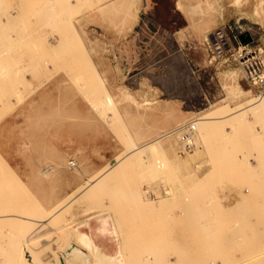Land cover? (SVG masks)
<instances>
[{"label": "rangeland", "instance_id": "rangeland-1", "mask_svg": "<svg viewBox=\"0 0 264 264\" xmlns=\"http://www.w3.org/2000/svg\"><path fill=\"white\" fill-rule=\"evenodd\" d=\"M242 47L264 66V0H0V264L16 237L27 233L23 244L49 230L16 215L48 218L130 139L139 145L203 109L223 106L214 115L224 116L264 96L246 79ZM259 113L208 121L189 153L172 136L158 153L133 155L95 197L71 205L68 223L77 230L93 214L112 218L121 242L105 264H264ZM66 242L57 262L83 264Z\"/></svg>", "mask_w": 264, "mask_h": 264}, {"label": "bare ground", "instance_id": "bare-ground-1", "mask_svg": "<svg viewBox=\"0 0 264 264\" xmlns=\"http://www.w3.org/2000/svg\"><path fill=\"white\" fill-rule=\"evenodd\" d=\"M97 1H102V0H97ZM110 1L114 2L115 0H110ZM237 1L238 0H236V2ZM177 4L179 7L181 6V4L179 2ZM194 4H192V2H191V5H194ZM201 17H202V15H201ZM195 18H197V17H195ZM197 19L199 20V18H197ZM190 22H191V20H190ZM238 87H237V89H234L231 92L232 94L235 95V97H238L239 94L242 93V91ZM125 99H126V97H125ZM105 100L106 101H104V103L109 104V106H111L112 102L114 101L112 97H107ZM119 101H120V99H119ZM146 101H147V99H146ZM222 107L223 106H221L219 108H215V109L206 108V109L199 111L198 112L199 116L197 118H195L194 120H190V121L195 122L196 130H195L194 135L198 136L199 139H202L203 135L205 134V132L210 127L208 125V121H210L212 119H218V120H222V119L229 120L230 119L229 121L226 122V124L232 125V124H235L239 121H242L244 118H246L245 113L248 110L251 111L252 115L256 114V113L258 114L259 112L264 113V96H261L259 99L258 98H251L247 101L246 105L243 106L242 104H240L238 107L233 108V111L231 108L230 109L231 111L229 113L226 112V114L224 113V116L223 115L219 116V117L215 116L214 114L218 113V111H220L219 114H221V111H223L221 109H224ZM94 108H95V106H94ZM191 113H193V112H191ZM259 114H261V113H259ZM253 116H255V115H253ZM186 122H188V121H186ZM186 122H182V123H186ZM182 123H179L178 125H180ZM171 130L172 129L156 133L154 135V137L144 141L143 143H141L139 145L136 144L133 139L132 140L130 139V142H129L130 144L128 143V146L126 147V152L122 156L118 157L117 160L112 164V166H110L107 170L100 172V173L92 176L90 179H88L86 185L82 186L78 190L79 192L76 196L78 198L74 197V198H71V200H69L67 203H65V204L63 203V206H60V208L55 210L53 213L50 212V214H47V215H49L48 218H45V219L41 218V219L37 220V218L33 219L34 217H31V216L28 217V216H23V215H16L20 221L24 220V222H25V223L23 222L24 224H26L25 220H27V223L30 220L31 222H29V223L32 224V227H33L32 230L34 229V224L38 230L42 231L46 228H48L49 230H48V232L43 233V236H41L40 238L39 237H37V238L32 237L34 235L28 236V239H26L25 243L18 244V243H20L21 240H22V242H24L23 237H26V234H27V233H23V232H25V230L22 231L21 233H23V235H22L23 237L18 236V238L17 237L15 238L18 240L15 241V243L13 244L14 247H13V250L11 249L12 251L10 250V248H11V246H13V245H11V243H13L14 241L12 240V242H11V239H9V241L11 243L8 241L7 245L9 246V243H10V246L8 247L6 245L9 248L8 249L9 251L8 252L6 251L4 254L3 263L4 264H58L57 255L55 254L56 248L65 247V242H66L67 236L68 235L70 236V234L72 237L78 238V241L80 243H82L83 245H85V249L88 251L90 257L92 258V263H90V264H105L106 261H109L111 259L118 257L119 245H117V251L115 252L116 255H114V254H109V253H105L104 251H102L100 245L94 241L96 236H99V235H106V236H108V238L110 237V238H113V240H114V237L111 234V232H112L111 221H110L109 217L108 216L106 217L103 215L91 216L90 218H88L87 226L80 224V225H78L77 230H75L76 227L73 226L74 223H71V224L68 223V219L70 217H72L74 215V212H75L74 207H71V205H73L75 202H77L79 200V198H81V197H84V198H85V196H88L89 198L95 197L96 193H98L102 187L100 184L101 181L111 171L116 170V169L121 170V169L125 168L127 166V164L129 163V161L132 159L133 155H135L141 151H143L145 153H148V152L158 153L159 146H163L164 143L169 141L170 137H172V136L176 138V136L171 133ZM177 143H178V141H177ZM194 149H195V147H194ZM187 153H189V152H187ZM184 154H186V153H184ZM193 160H194V155H191L190 158L187 160V163H189ZM156 162H157V160H156ZM158 163H159V165H156L157 168H163L164 167V163H162V162H158ZM41 171H43V170H41ZM83 201L81 200L78 202H79V204H82ZM202 204H203L202 206L204 207V203H202ZM55 207H54V209H55ZM205 211L206 210H204V212ZM237 212L239 213V211H237ZM208 213H207V215H208ZM218 215H220V214H218ZM227 215H228V213H226V216ZM2 217H4V215L0 214V218H2ZM217 217H219V216H217ZM204 218H205V215H204ZM208 218H209V215H208ZM201 219H203V218H201ZM32 220L35 222H32ZM211 220H212V222L214 221L213 219H211ZM192 224H194V223H192ZM26 226L28 227L27 224H26ZM72 226H73V228L70 229V227H72ZM95 226L104 227L105 229L103 232L102 231H93V229H95ZM30 230H31V228H30ZM37 232H39V231H37ZM263 232H264V230H263ZM21 233H20V235H21ZM218 237L220 238V236H218ZM222 238H224V237H222ZM213 239H214V237H213ZM217 240H218V238H217ZM15 244H16V246H15ZM17 245H19V248H17ZM201 247H203V246H201ZM16 249H18V250H16ZM25 252H28L29 258L26 257ZM197 253H198V251H197ZM78 254L80 255L81 253H78ZM6 255H7V257H6ZM106 258H108L109 260H106ZM77 263L78 262H76V263L74 262L72 264H77Z\"/></svg>", "mask_w": 264, "mask_h": 264}, {"label": "built area", "instance_id": "built-area-1", "mask_svg": "<svg viewBox=\"0 0 264 264\" xmlns=\"http://www.w3.org/2000/svg\"><path fill=\"white\" fill-rule=\"evenodd\" d=\"M248 53L250 51L242 47L238 55L240 64L246 71V79L251 87L264 91V66L259 60L252 61L254 57L251 56L252 58H250ZM195 130L196 126L194 121L182 123L171 130V133L176 136L178 141V152L180 154L190 152L194 149ZM68 165L74 166L75 162L71 160L68 162Z\"/></svg>", "mask_w": 264, "mask_h": 264}, {"label": "crops", "instance_id": "crops-1", "mask_svg": "<svg viewBox=\"0 0 264 264\" xmlns=\"http://www.w3.org/2000/svg\"><path fill=\"white\" fill-rule=\"evenodd\" d=\"M179 2V1H178ZM180 3V2H179ZM143 7H144V5H143ZM177 7V6H176ZM177 8H179V7H177ZM140 10V9H139ZM145 10V9H144ZM178 12H179V9H178ZM138 13H139V11H138ZM140 16H139V14L129 23L130 25L129 26H127V27H125L124 28V31H123V35H122V37H121V39L120 38H118L117 37V46H118V43L121 41V45H122V43L124 44L125 42H127V36L128 35H131L130 34V32L133 30V29H135L136 28V26H137V24L140 22ZM185 20V19H184ZM179 30H180V28H179ZM179 32V31H178ZM137 34V33H136ZM131 37V36H130ZM133 38H135V36H133ZM123 41V42H122ZM131 41V39L129 40V42ZM118 49V48H117ZM75 213H76V211L74 212V216H75ZM111 213V212H110ZM96 215H103V214H101V213H97V214H93L92 216H96ZM112 215V214H111ZM113 216V215H112ZM91 217V216H90ZM109 217V216H108ZM86 220L84 221V222H81V225H86L87 226V224H88V218H85ZM109 219H110V221H111V230H112V232H111V234H112V236L114 237V240H113V238H108V236H106V235H99V236H96V238L94 239V241L96 242V243H98L99 245H100V247H101V250L102 251H104L105 253H109V254H114V255H116V251H117V245H119L120 246V242H121V240H119L118 238H117V229L115 228V226H113V223H112V218L111 217H109ZM74 225H75V223H74ZM78 225H80V224H78ZM94 226V225H93ZM104 227H100V226H95V229H93V231H104ZM70 234V233H69ZM70 236H71V234H70ZM68 237H69V235L67 236V239H68ZM72 237V236H71ZM72 239H73V241L76 243V244H78V245H80V246H82V247H84L85 248V245H83L82 243H80L79 241H78V238H75V237H72Z\"/></svg>", "mask_w": 264, "mask_h": 264}, {"label": "water", "instance_id": "water-1", "mask_svg": "<svg viewBox=\"0 0 264 264\" xmlns=\"http://www.w3.org/2000/svg\"><path fill=\"white\" fill-rule=\"evenodd\" d=\"M249 40H250V38H248V40H246V41L241 40V43L242 44H245ZM64 252L66 254L71 255V257H73L74 255H77L78 253H81L80 254V256H81V263H83V264H90V263H92V258L90 257L88 251H86V249L84 247L76 244L73 241L72 237H70V236L67 239L66 248H65ZM58 264H68V263H66L65 259H63V258L60 257L59 260H58Z\"/></svg>", "mask_w": 264, "mask_h": 264}]
</instances>
